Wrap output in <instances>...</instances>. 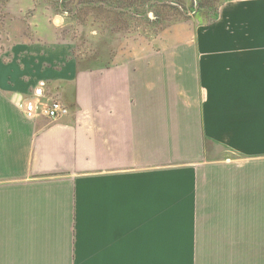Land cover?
<instances>
[{"label": "crops", "instance_id": "1", "mask_svg": "<svg viewBox=\"0 0 264 264\" xmlns=\"http://www.w3.org/2000/svg\"><path fill=\"white\" fill-rule=\"evenodd\" d=\"M33 23L0 56V264H264V0L94 68ZM39 87L69 112L27 119Z\"/></svg>", "mask_w": 264, "mask_h": 264}, {"label": "rangeland", "instance_id": "2", "mask_svg": "<svg viewBox=\"0 0 264 264\" xmlns=\"http://www.w3.org/2000/svg\"><path fill=\"white\" fill-rule=\"evenodd\" d=\"M65 1L0 0V56L22 39L14 32L15 27L34 35L35 16L47 19L49 28L56 27L60 36L71 38L82 65L90 68L175 43L209 23L205 16L181 5L174 8L164 0ZM151 11L155 17L148 19ZM170 48L163 49L168 53Z\"/></svg>", "mask_w": 264, "mask_h": 264}, {"label": "built area", "instance_id": "3", "mask_svg": "<svg viewBox=\"0 0 264 264\" xmlns=\"http://www.w3.org/2000/svg\"><path fill=\"white\" fill-rule=\"evenodd\" d=\"M44 84V83H42ZM44 95V91L39 87L34 92V97L25 100L24 106V116L33 120L39 116H46L48 118L56 119L69 112L68 107L61 101L60 98H54L49 104H42L41 99Z\"/></svg>", "mask_w": 264, "mask_h": 264}, {"label": "trees", "instance_id": "4", "mask_svg": "<svg viewBox=\"0 0 264 264\" xmlns=\"http://www.w3.org/2000/svg\"><path fill=\"white\" fill-rule=\"evenodd\" d=\"M170 3V5L174 8H179L178 6L181 5L186 9H191L195 11V14L203 15L206 17L208 22H211L217 18L219 15V10L221 6L227 1V0H192L190 4L186 3V0H164ZM58 2H61L64 4L65 0H58ZM151 17H148L150 19ZM78 57V56H77ZM79 63L82 62L79 59Z\"/></svg>", "mask_w": 264, "mask_h": 264}, {"label": "water", "instance_id": "5", "mask_svg": "<svg viewBox=\"0 0 264 264\" xmlns=\"http://www.w3.org/2000/svg\"><path fill=\"white\" fill-rule=\"evenodd\" d=\"M149 17L154 18V17H155L154 12L151 11V12L149 13Z\"/></svg>", "mask_w": 264, "mask_h": 264}]
</instances>
